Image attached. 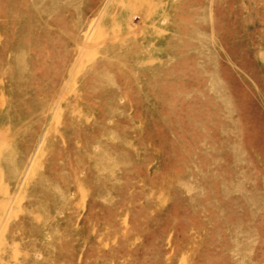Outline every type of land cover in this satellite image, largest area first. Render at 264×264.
Wrapping results in <instances>:
<instances>
[{
  "label": "rangeland",
  "instance_id": "1",
  "mask_svg": "<svg viewBox=\"0 0 264 264\" xmlns=\"http://www.w3.org/2000/svg\"><path fill=\"white\" fill-rule=\"evenodd\" d=\"M0 264H264V0H0Z\"/></svg>",
  "mask_w": 264,
  "mask_h": 264
}]
</instances>
